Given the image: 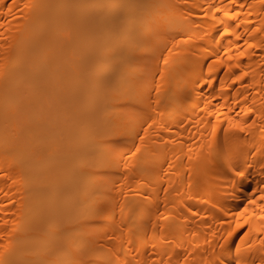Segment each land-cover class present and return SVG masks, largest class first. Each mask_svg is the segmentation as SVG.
Here are the masks:
<instances>
[{
    "label": "bare ground",
    "instance_id": "1",
    "mask_svg": "<svg viewBox=\"0 0 264 264\" xmlns=\"http://www.w3.org/2000/svg\"><path fill=\"white\" fill-rule=\"evenodd\" d=\"M0 264H264V0H0Z\"/></svg>",
    "mask_w": 264,
    "mask_h": 264
}]
</instances>
